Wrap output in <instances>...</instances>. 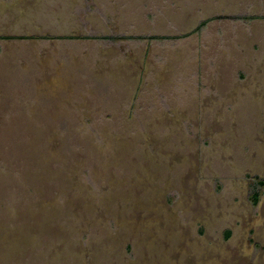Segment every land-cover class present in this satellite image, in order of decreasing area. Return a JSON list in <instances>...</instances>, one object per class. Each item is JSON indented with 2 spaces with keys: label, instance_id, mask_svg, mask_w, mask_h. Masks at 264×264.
Wrapping results in <instances>:
<instances>
[{
  "label": "rangeland",
  "instance_id": "rangeland-1",
  "mask_svg": "<svg viewBox=\"0 0 264 264\" xmlns=\"http://www.w3.org/2000/svg\"><path fill=\"white\" fill-rule=\"evenodd\" d=\"M0 264H264V0H0Z\"/></svg>",
  "mask_w": 264,
  "mask_h": 264
},
{
  "label": "trees",
  "instance_id": "trees-1",
  "mask_svg": "<svg viewBox=\"0 0 264 264\" xmlns=\"http://www.w3.org/2000/svg\"><path fill=\"white\" fill-rule=\"evenodd\" d=\"M247 18H253V17H251V16H248ZM202 24H204V23H202ZM127 37H122V38H119V39H121V40H124V39H126ZM117 40L118 39V37H116V38H111V40ZM263 184V181H261V180H259V181H257V187L258 186H260V185H262ZM257 190V189H256ZM254 191V193H253V195H252V202H253V204H255V203H257V201H258V191Z\"/></svg>",
  "mask_w": 264,
  "mask_h": 264
}]
</instances>
